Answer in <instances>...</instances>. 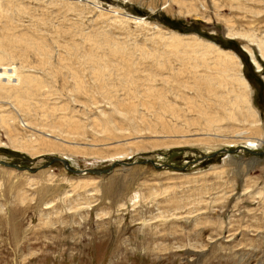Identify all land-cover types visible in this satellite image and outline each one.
Returning a JSON list of instances; mask_svg holds the SVG:
<instances>
[{
  "label": "rangeland",
  "instance_id": "obj_1",
  "mask_svg": "<svg viewBox=\"0 0 264 264\" xmlns=\"http://www.w3.org/2000/svg\"><path fill=\"white\" fill-rule=\"evenodd\" d=\"M15 38L43 48L0 46L1 84L7 70L42 83L11 88L40 107L35 123L49 108L50 120L80 121L81 137L68 142L86 155L15 148L0 126V159L19 166L0 163V264H264V0H0V39ZM213 45L239 58L258 123L227 117L233 80L214 77L222 63ZM205 82L211 92L189 88ZM140 101L174 105L175 115L165 113L162 128L138 106L158 132H131L120 104ZM218 114L228 120L207 136L205 120ZM23 119L20 136L40 133L43 124ZM220 147L233 150L207 156ZM76 180L87 186L75 189Z\"/></svg>",
  "mask_w": 264,
  "mask_h": 264
},
{
  "label": "bare ground",
  "instance_id": "obj_2",
  "mask_svg": "<svg viewBox=\"0 0 264 264\" xmlns=\"http://www.w3.org/2000/svg\"><path fill=\"white\" fill-rule=\"evenodd\" d=\"M229 34L243 36V37H247V38L248 37L253 38V35L250 34L249 32L246 33V32H242V31H236V30L230 29V28H229ZM14 40L15 41H13V39H12V40H8L7 42L6 41L4 42V39H0V46L5 47L6 45L9 44L8 42H10V46L15 47L16 42H23L25 45L27 44V48H32V46L36 45L37 51H40L39 48H43L41 45L33 44L32 42H24V40H19V39L17 40V38H15ZM250 40H253V39H250ZM96 43L98 44V46L102 44L101 42H96ZM212 47L215 50H217L218 53L221 55L220 56V62L222 63V66L217 67L215 69L214 77L215 78L229 77L233 80L232 89L235 92V94L233 96V99H230V100L227 99L228 103L232 107L231 106L227 107L225 104H222L224 110L226 107L227 112H225V113L227 114V117L239 114V115L245 116V118H248L247 122H249V123L253 122L254 120H255V123H258V121H256V119H257L256 114L257 113L255 110H253V108L250 105V99H249L250 89H249V86L247 84L245 77L242 75V73L240 71L241 62L239 61V58L234 53L232 54V52H230L229 50L228 51L223 50L221 47L216 46V45H213ZM258 48H259L262 56L264 57V52H263V50H264V39L259 40ZM250 52L252 53V50H250ZM1 57L2 56L0 55V60H1ZM199 58H201V57H199ZM251 60H253L252 62L257 63L253 56H251ZM5 67L8 68L9 66H5ZM0 68H4V66L1 65V63H0ZM5 73H7L9 76V82L5 83L4 85L1 84V82H0V102L4 101L3 99H5V98H8V99L11 98L13 100L11 104L9 103L10 107L6 112H4V108H5L4 105L5 104L0 103V109L2 108V110H0V126L3 127V129L5 131V137L8 140L7 142H9V144L15 148L26 149L29 152L30 151L33 152L35 150L34 148L36 146H34V144L37 143V144H39V146H41L40 152L46 151V150L56 151L59 149L58 150L59 152L60 151L62 152V150H64V151H68L72 154L81 153V154L86 155L85 153H82L81 151H79L85 147H83V146L81 147L79 145H72L70 142H68L69 140L71 141V139L77 138L76 136L81 137L82 134H81V126L79 123L80 121L73 120L72 116H70L68 114H64V116H62V117H57V118L55 117L56 119L53 118L52 120H50L53 117V115H52L53 109L49 108V110H47V111L43 110L41 112V120L39 121L40 123L39 122H36V123L33 122V121H37V120L36 119H34L33 121L31 120V117L33 116L32 111L34 110L35 113H37L35 107L36 108L37 107L40 108V107L38 105L32 106L28 100H26L25 98L21 97L18 94H15V92H16L15 89L11 88V87H16V86L20 85L21 83L27 81L28 84L33 83V85L35 87L40 89L42 83H39V81H37V79H35L32 75L18 74L14 70H7ZM19 73H20V71H19ZM0 75H2V74H0ZM149 77H151V76H149ZM196 79L204 80V78L200 77V76L196 77ZM212 79H213L212 77L208 76L206 78V81L210 82ZM149 80H151V79H149ZM8 84H10L9 85L10 87L7 88ZM189 88L191 90H194L197 95H201L203 92H211V91H209V88H208L206 82L201 83V84L195 83V85L193 87H189ZM101 89L102 88H100V90ZM153 90H154L153 87L149 86L148 88L145 89V92L146 93H152ZM9 102H11V101H9ZM165 104H167V103H165ZM167 105H169L168 106L169 109L162 106V102L155 103L153 101H147V103H145L144 101H140V102L129 104V105H123L121 103L120 104V107H122L121 109L126 112V114L124 115V118L127 121L126 129L131 131V132H135V133L139 132L141 130H147L148 132H151V133L152 132L153 133L158 132V130L156 129L157 126L155 125L154 122L153 123L148 122L147 118L144 119L143 116L139 115L140 113H138L139 117L137 116L138 106H140L146 110H150L151 113L153 115H155L154 121H155V119L158 120V122L160 121L159 124L163 128V127H166V122H164L165 121L164 114L168 113L169 115L174 116L175 110H176V107L174 105H171V104H167ZM64 106H66V105H64ZM41 108H42V106H41ZM19 115H21L23 118L26 119V120L23 119L24 122L22 125L26 126L28 128L31 127L32 129H35V127H40L43 124V126L40 130L35 129L40 133L35 134L34 132H31L32 130L31 131L29 130V132H30V136L28 135L29 138L20 136L16 130L15 125H14V122L17 119V116H19ZM137 118H139V121L143 124L142 128L139 127ZM227 120H228V118H226L222 114H218L217 118L215 120L209 121L210 125L208 124L207 120H205L207 123L206 124V130L209 131V132H206L207 136H211V134H210L211 129L214 128V131L219 130L220 129L219 123H222L223 121H227ZM241 120L246 121V119H244L243 117ZM107 123L111 124V120H107ZM91 125L92 126H99L102 129L101 132L107 131V132H109V135L111 136L112 130L110 129V127L103 128V126L101 125V123H99V121L97 119H93ZM119 129H124V128H119ZM100 130H96V131L99 132ZM177 130L180 131V129H177ZM253 133L254 134H260L259 128L256 127L253 130ZM213 135H215V134H213ZM46 136L47 137L51 136L55 140H62L64 143L61 142L62 144L58 145L57 144L58 142L56 143L55 140H48ZM62 136L64 139L61 138ZM184 136H185V134L174 135V138H175L174 143L175 144L181 143L184 139L183 138ZM215 136H219V135H215ZM105 138H110V137L106 136ZM114 138H116V137H114ZM241 138H243L248 143H252V140L258 139L259 137H255V136L247 137V136L241 135ZM0 142H1V139H0ZM65 142H67V143H65ZM68 143H70V144H68ZM77 144H79V141L77 142ZM45 146H48V148L45 149ZM92 147H94V146H92ZM112 147H113V145H112ZM115 147H117V146L115 145ZM90 153H91V155L96 154V156H97L99 154V151L96 150V151L90 152ZM99 156L100 155H98V157ZM101 156H102V154H101ZM112 159H113V156H112ZM52 178H53V176L48 174L46 180L51 182ZM76 182H77V180H76ZM87 183L81 182V180H78L77 183H74L75 186H77V188H75V189L79 190L81 188V186L82 187L87 186ZM133 198L135 200L137 197H133ZM52 204L53 203H49L47 205V203H46V206H52ZM49 214L50 213H47L46 216H49ZM46 220L48 222L51 219L48 217V219H46ZM49 222H52V220Z\"/></svg>",
  "mask_w": 264,
  "mask_h": 264
},
{
  "label": "water",
  "instance_id": "obj_3",
  "mask_svg": "<svg viewBox=\"0 0 264 264\" xmlns=\"http://www.w3.org/2000/svg\"><path fill=\"white\" fill-rule=\"evenodd\" d=\"M250 60H251V58H250ZM236 149V148H235ZM233 150V148L232 149H226V148H224V147H220V148H217L216 150H214V151H212L210 154H208L207 156H210V155H213L214 153H217V152H223V151H232ZM57 157L56 156H53V157H51V159H56ZM58 159H61V158H58ZM0 163H2V164H4V165H7V166H13V167H19L17 164H15L14 162H6V161H4V160H1L0 159ZM26 168V167H25ZM28 168V167H27ZM71 170H73V171H75V172H77V173H82V169H72V168H70ZM85 170H87V171H96V172H106L107 171V169H97V168H85Z\"/></svg>",
  "mask_w": 264,
  "mask_h": 264
}]
</instances>
